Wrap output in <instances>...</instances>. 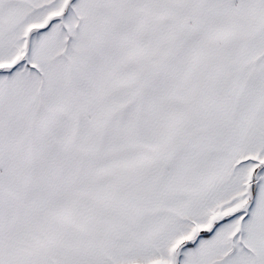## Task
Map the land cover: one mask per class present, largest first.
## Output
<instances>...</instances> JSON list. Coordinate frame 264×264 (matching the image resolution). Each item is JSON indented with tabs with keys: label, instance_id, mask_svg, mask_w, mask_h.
<instances>
[{
	"label": "snow or ice",
	"instance_id": "6c2138e0",
	"mask_svg": "<svg viewBox=\"0 0 264 264\" xmlns=\"http://www.w3.org/2000/svg\"><path fill=\"white\" fill-rule=\"evenodd\" d=\"M0 264H264V0H0Z\"/></svg>",
	"mask_w": 264,
	"mask_h": 264
}]
</instances>
